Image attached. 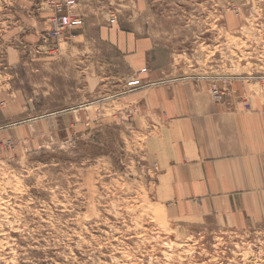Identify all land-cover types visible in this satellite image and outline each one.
<instances>
[{
  "label": "rangeland",
  "instance_id": "374dc122",
  "mask_svg": "<svg viewBox=\"0 0 264 264\" xmlns=\"http://www.w3.org/2000/svg\"><path fill=\"white\" fill-rule=\"evenodd\" d=\"M50 1L0 0V264H264V228L179 212L150 102L264 97V0H77L59 38Z\"/></svg>",
  "mask_w": 264,
  "mask_h": 264
},
{
  "label": "crops",
  "instance_id": "0c3cea01",
  "mask_svg": "<svg viewBox=\"0 0 264 264\" xmlns=\"http://www.w3.org/2000/svg\"><path fill=\"white\" fill-rule=\"evenodd\" d=\"M242 95L217 102L194 88L191 97L150 102L167 120V180L179 212L193 214L187 206H197L212 221L264 228V97Z\"/></svg>",
  "mask_w": 264,
  "mask_h": 264
},
{
  "label": "built area",
  "instance_id": "2783aa9c",
  "mask_svg": "<svg viewBox=\"0 0 264 264\" xmlns=\"http://www.w3.org/2000/svg\"><path fill=\"white\" fill-rule=\"evenodd\" d=\"M77 0H51L50 7L52 9V27L49 30L50 38H59L69 31L78 29L83 26L84 18L76 10ZM147 69L143 68L142 73ZM143 80L139 77H131L127 81V87L129 90L137 89L142 85ZM215 99L218 101L221 99V94L217 92Z\"/></svg>",
  "mask_w": 264,
  "mask_h": 264
}]
</instances>
